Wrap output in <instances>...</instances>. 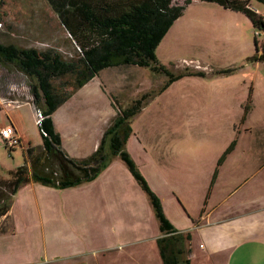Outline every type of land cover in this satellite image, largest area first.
<instances>
[{"label":"crops","instance_id":"1","mask_svg":"<svg viewBox=\"0 0 264 264\" xmlns=\"http://www.w3.org/2000/svg\"><path fill=\"white\" fill-rule=\"evenodd\" d=\"M194 1L196 0H192ZM251 2V9L263 16ZM223 10L241 14L224 8ZM162 40L155 51L160 65L173 74H176L175 71L179 74L187 69L189 72H202L205 78L213 77L200 69V63L197 61L184 63L185 59H182L183 67L179 70L175 66V54L171 56L160 49ZM178 61L180 60H177V63ZM261 63L264 64L263 62L249 64L259 69ZM244 67L245 65L232 68L233 73L226 77H232ZM126 70L129 74H123L120 84L110 85L114 89L112 94L104 83L100 82L97 86V95L86 97L90 100L94 98L101 104L103 109L101 125L86 129H76L75 125L71 134L64 138L62 127L54 115L64 103L56 109L51 118L54 129L60 136L62 148L72 158L83 159L89 156L99 145L104 130L118 112L112 97L122 104L126 102V95L132 100L142 95H150L140 112L131 120L132 132L125 143V149L150 189L159 198L169 223L178 232L190 236L186 243L188 253L185 258L190 264H264V225L260 222V219L264 221L263 179H252L255 172L240 179H221L226 164L238 155L240 137L253 132V125L249 123V117L254 110L253 82L242 80L245 89L240 94L233 92L232 87H226L222 91V96L216 97L212 103L216 106L225 104L226 111L227 104L235 103L241 116L237 128L233 124V128L236 129L234 137L217 153L209 158L197 152L192 155L193 163L202 158L213 166L209 179H165L163 169L169 162L168 154H154L153 148L148 147L140 138L139 133L142 131H136L133 123L146 113H156L149 110L169 99L181 105L176 108L178 117L190 116L197 108L185 106L192 98L185 89L200 87L204 83V78L185 76L161 91L166 79L163 74L137 66H128ZM100 73L80 89L86 90L90 87L95 79L99 78ZM215 79L210 83L211 86L221 83L220 79ZM176 86H181L179 94L176 97H169L167 94ZM250 91L249 110L242 121ZM25 105L29 107L30 116L34 115V107L31 104ZM21 106L23 105L0 109L6 116L5 124L0 127L6 125L14 127L21 141L20 149L24 158L26 148L32 145L25 136L23 116L18 112ZM162 111L163 109L157 113ZM232 141H235L233 150L226 155L222 164L217 166L219 158ZM41 145L42 143L35 148H40ZM246 145L249 146L246 151L252 156L264 153V140L261 145L251 141ZM182 156L185 159L184 154ZM117 159L119 158H115L95 180L76 187L58 190L32 181L24 184L16 193L9 213L13 231L0 234V264H162L156 245V239L160 236L158 222L150 203H146L147 196L124 163L122 162L125 167H122ZM115 165L118 166L121 176L113 171ZM147 167L155 170V176L150 175ZM215 168L217 175L211 185ZM3 171L5 170L0 165V178H4L6 172ZM148 218L150 222L153 219L157 222L155 231H151L153 226H147ZM88 225L100 236L98 240L101 243L99 242L97 246L85 239ZM246 246H251L253 252L246 254L243 250ZM239 248L242 250L236 255ZM88 251L106 253L94 261L89 260L88 263L87 257L84 258ZM149 256H152L154 261H147Z\"/></svg>","mask_w":264,"mask_h":264},{"label":"rangeland","instance_id":"2","mask_svg":"<svg viewBox=\"0 0 264 264\" xmlns=\"http://www.w3.org/2000/svg\"><path fill=\"white\" fill-rule=\"evenodd\" d=\"M183 1L176 0V4H182ZM251 5L259 9L264 18V5L255 1H252ZM0 18V43L2 44L34 48L38 51L52 49L65 60L73 59L77 55L73 42L46 0H0ZM168 32L162 40L160 49L171 56L175 54V66L181 70L182 59H185L184 63L197 61L200 63V69L213 77L205 78L204 76L205 84L202 83L196 89L193 87L185 89L192 96L185 106L192 109L197 108L190 116L178 117L176 108L179 104L175 100L169 99L157 104L153 110H149L156 111V113L148 111L149 113L137 118L133 123L136 131H142L139 133L140 138L146 142L148 147L153 148L154 154H168L169 162L163 169L165 179H209L213 166L208 160L204 161L202 158L193 163L192 155L197 152L209 158L234 137L236 129L233 128V124L237 128L241 116L237 105L235 103L227 104L228 111H226L225 104L216 106L212 103L216 97L222 96V91L226 87H232V91L237 94L242 93L245 88L241 81L247 79L252 81L254 86V110L249 117V123L253 125V132L240 137L238 155L226 164L222 170L221 179H240L255 172L252 179H263L264 181V153H261L260 156L257 154L252 156L246 151V148L249 147L246 145L248 141L261 145L264 140V64L261 63L260 68L255 69L249 64L252 62L248 60L262 52L264 31L254 28L250 20L243 14H233L223 10L217 4L196 0L183 11ZM254 39L257 41V52ZM177 60L180 61L177 63ZM242 65H245L244 69L230 78L226 76L233 72L215 74L217 71L232 70V68ZM191 66L193 67V65ZM127 67L119 66L103 70L90 87L86 90L75 91L58 112H55V119L62 127L64 138L71 134L75 125L76 129L101 125L103 111L101 104L94 98L90 100L86 97L97 95V86L100 82H103L112 94L114 89L110 85L121 83L123 74H129L126 70ZM175 73L178 74L176 71ZM215 78L220 79L221 83L211 86L210 83ZM165 81L166 79H164ZM72 82L73 77L66 75L53 80L52 83L59 92L66 93L71 90ZM30 83L29 78L15 67L0 63V109L6 107L11 109L23 105L18 112L23 116L22 126L25 136L35 147L42 143V139L35 124V116H30L29 107L25 105L31 104L34 107ZM181 86L174 87L167 95L176 97ZM126 97V102L119 103L121 108L128 107L133 101L127 95ZM161 109L163 111L157 113ZM5 121V112L0 111V126L4 125ZM183 154L185 159H183ZM23 160L20 146L9 151L0 143V165L5 170L3 172H6L4 178L7 177V171L15 170L23 164ZM117 161L122 167H125L121 160L117 159ZM113 169L115 174L121 176L118 166H113ZM147 171L150 175L155 176V170L152 167H147ZM145 200L149 204L147 198ZM150 221L148 218L147 226H153L151 231H155L157 222L154 219L152 222ZM260 222H263L264 225V221L260 219ZM2 224L8 226L10 221H5ZM85 234V239H88V242L91 241L94 246L100 242V236L92 226L86 227ZM241 250L242 248H239L236 255ZM243 250L246 251V254L253 252L251 246H246ZM88 252L84 256V258L87 257L88 263L89 260L94 261L106 253ZM150 260L154 261V258L149 256L147 261Z\"/></svg>","mask_w":264,"mask_h":264},{"label":"trees","instance_id":"3","mask_svg":"<svg viewBox=\"0 0 264 264\" xmlns=\"http://www.w3.org/2000/svg\"><path fill=\"white\" fill-rule=\"evenodd\" d=\"M219 5L224 9L239 12L247 17L252 26L264 31V18L251 9L250 2L264 5V0H198ZM60 24L76 48V57L65 60L52 50L38 51L34 48H20L13 44L0 43V63L12 65L25 75L30 83V92L35 109H40L44 119L38 127L42 145L39 149L29 146L25 150L23 164L9 171L6 178H0V234L11 233L10 210L18 190L32 181L43 186L63 190L95 180L115 159L119 158L140 189L145 193L158 222L160 236L156 245L162 264H190L186 243L188 234L178 232L165 217L159 198L150 189L135 162L125 149L130 136L131 120L143 108L150 95H142L128 107L121 108L112 97L118 110L104 130L99 145L93 153L83 159L69 156L62 148L59 134L55 131L52 114L76 90L80 89L107 68L137 66L163 74L166 81L161 91L171 83L185 77H204L202 72L187 69L173 74L160 65L155 51L173 23L182 15L192 0L176 4V0H46ZM1 23V18H0ZM257 52V41L254 39ZM249 62L264 63V42L262 52L250 57ZM232 70H220L215 74H230ZM66 75L73 77L71 90L59 92L53 80ZM251 101V91L244 107L245 119ZM41 133H45L43 136ZM235 145L232 141L218 160L222 164ZM217 175L215 168L211 179Z\"/></svg>","mask_w":264,"mask_h":264},{"label":"built area","instance_id":"4","mask_svg":"<svg viewBox=\"0 0 264 264\" xmlns=\"http://www.w3.org/2000/svg\"><path fill=\"white\" fill-rule=\"evenodd\" d=\"M35 124L39 126L44 119V115L40 109H34ZM45 136V133H41ZM0 142L3 147L9 151L21 145L20 138L12 125H6L0 128Z\"/></svg>","mask_w":264,"mask_h":264}]
</instances>
